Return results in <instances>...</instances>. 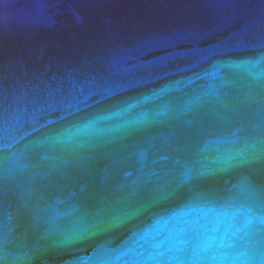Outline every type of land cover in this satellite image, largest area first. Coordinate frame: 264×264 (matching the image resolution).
<instances>
[{
    "label": "water",
    "instance_id": "water-1",
    "mask_svg": "<svg viewBox=\"0 0 264 264\" xmlns=\"http://www.w3.org/2000/svg\"><path fill=\"white\" fill-rule=\"evenodd\" d=\"M0 264H264V0H0Z\"/></svg>",
    "mask_w": 264,
    "mask_h": 264
}]
</instances>
